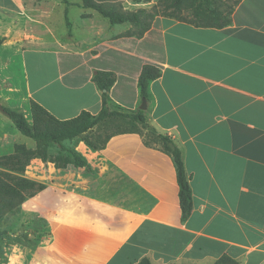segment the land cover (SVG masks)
I'll return each instance as SVG.
<instances>
[{"label":"crops","instance_id":"crops-1","mask_svg":"<svg viewBox=\"0 0 264 264\" xmlns=\"http://www.w3.org/2000/svg\"><path fill=\"white\" fill-rule=\"evenodd\" d=\"M80 2L62 0V19L67 27L78 6L89 36L64 43L51 28L54 0H0V105L20 110L29 126L32 101L60 120L98 114L93 77L103 71L116 77L113 102L135 111L144 67L160 69L145 115L182 152L192 214L183 220L173 158L159 144L146 146L147 131L115 135L97 152L81 142L91 172L40 159L26 166L23 177L46 188L20 212L44 220V234L3 264H214L224 255L264 264V0H240L223 29L156 17L142 38L105 26ZM40 54L52 55L56 79H40ZM35 148L0 112V157ZM98 160L137 188L138 203H122L136 200L130 190L121 202L91 196L68 174L93 173Z\"/></svg>","mask_w":264,"mask_h":264},{"label":"trees","instance_id":"trees-1","mask_svg":"<svg viewBox=\"0 0 264 264\" xmlns=\"http://www.w3.org/2000/svg\"><path fill=\"white\" fill-rule=\"evenodd\" d=\"M83 9H90L107 19L111 25L131 24L135 29L128 31L124 36L142 38L152 26L157 16H164L180 21H186L196 27L223 29L232 23L234 7L226 5L224 0H164L163 13L158 11L147 13L122 12L113 6L106 5V0H81ZM134 3H148L151 0H133ZM185 10H192L190 20L181 18ZM67 27L71 35L72 24L67 18ZM162 72L154 66L144 67L138 81L140 96L150 100V84L160 78ZM93 82L102 91V110L98 114L82 112L69 120H60L52 115L39 103L32 101V126L26 122L20 110L3 106V115L12 126L23 136L31 138L36 143L33 151L0 157V239L8 233L1 228L3 219L10 213L20 209L21 205L29 198L35 196L46 188L45 185L30 181L23 177L26 166L34 159L43 163H51L56 169L69 167L84 168L91 172L88 160L77 150L79 143L83 142L90 150L97 152L105 148L108 141L115 135L126 133H143L146 146L160 145L163 152L173 158L177 181L179 185V199L183 220H187L193 210L192 192L184 165L180 148L174 141L160 134L149 124L145 111L124 110L116 105L110 97V90L116 82V77L111 72H97ZM102 125H116L118 130L105 136L95 135L96 129ZM137 264H152L144 258ZM214 264H240L230 256L224 255Z\"/></svg>","mask_w":264,"mask_h":264},{"label":"rangeland","instance_id":"rangeland-1","mask_svg":"<svg viewBox=\"0 0 264 264\" xmlns=\"http://www.w3.org/2000/svg\"><path fill=\"white\" fill-rule=\"evenodd\" d=\"M70 2L77 3L81 0H69ZM226 5L234 7L239 0H224ZM54 2L58 5L55 15L54 23L51 25L53 33L56 34L58 39H61L64 43H70L73 40L71 39L72 34L75 35V38L85 39L88 38V34L83 31L82 27L85 24L86 18L89 16L86 12L80 11L78 6L72 8L69 20L73 23L71 27V35L67 34V27L65 25L63 17V3L62 0H54ZM82 1L80 2L81 6ZM106 5L113 6L116 10L122 12H138L141 10L146 11L147 13H153L154 11L163 13L164 0H151L148 3H140L136 4L133 0H106ZM89 11L92 16H96L97 19H100L105 26L111 27L114 31H118L121 34H126L128 31H134V27L129 24H121V25H111L107 19L102 17L99 13L90 10ZM91 16V17H92ZM164 17V16H157ZM193 17L192 10H185L181 16V18L185 20H190ZM156 19V17H155ZM116 29V30H115ZM47 40L50 41L51 36L47 35ZM74 42V41H73ZM40 57L35 58V63H39L37 70L40 72L39 77L44 82L52 81L57 78V70L55 67L49 65L50 59H52V55H38ZM118 128L116 125H102L99 129H96L95 135L100 134L102 137L105 135H109ZM97 167L93 173L82 172L78 169H72L69 175L73 176L77 181L84 182L88 194L91 196L102 195L105 197H109L117 202H121V198L130 197L128 191L130 190L133 194V198L136 199L133 202L125 201L122 202L124 204H136L140 200L138 196L140 195L135 186H131L126 183V181L122 180L116 171L113 170L108 164H106L102 160H98ZM122 186L124 187V191L122 190ZM127 193V194H126ZM1 228L7 231V235L0 239V263H8L9 258H21L24 247H31L37 243L39 235L42 236L44 234L45 222L40 218H31L25 217V215L20 212V209L8 214L1 223Z\"/></svg>","mask_w":264,"mask_h":264},{"label":"water","instance_id":"water-1","mask_svg":"<svg viewBox=\"0 0 264 264\" xmlns=\"http://www.w3.org/2000/svg\"><path fill=\"white\" fill-rule=\"evenodd\" d=\"M147 108H148V105H147V101H146V99H142V104H141V106H140V110H141V111H146ZM0 112H1V113H4V110H3L2 105H0Z\"/></svg>","mask_w":264,"mask_h":264}]
</instances>
